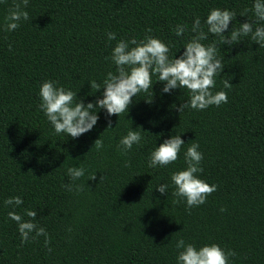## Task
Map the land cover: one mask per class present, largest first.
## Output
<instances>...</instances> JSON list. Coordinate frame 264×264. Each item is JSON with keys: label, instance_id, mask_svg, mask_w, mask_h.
Masks as SVG:
<instances>
[{"label": "trees", "instance_id": "1", "mask_svg": "<svg viewBox=\"0 0 264 264\" xmlns=\"http://www.w3.org/2000/svg\"><path fill=\"white\" fill-rule=\"evenodd\" d=\"M12 3L0 0V264H177L178 239L231 249L230 264H264V47L250 37L217 45L224 67L213 91L228 97L219 107L179 114L188 91L163 93L153 75L151 102L141 93L126 114L109 117L99 109L97 124L75 139L56 134L38 108L46 79L94 103L103 89L93 93L88 83L115 72L106 57L118 40H140L151 28L178 57L195 17L203 25L211 8L233 11L227 36L232 26L255 20L254 0H29L30 20L6 32ZM178 24L187 26L182 36L175 34ZM109 31L115 40H108ZM217 40L209 33L202 43ZM131 127L141 128L142 140L123 154L118 142ZM174 134L186 143L177 161L149 167L150 151ZM97 138L104 142L100 151L93 146ZM192 143L204 157L199 177L217 190L189 213L184 203H173L170 175L186 167L184 150ZM81 166L85 176L75 183L86 187L67 191V168ZM89 173L96 180H88ZM159 184L169 185L165 194L156 190ZM13 196L23 203L5 206ZM25 209L36 211L51 251L43 236L21 243L7 213L24 216Z\"/></svg>", "mask_w": 264, "mask_h": 264}, {"label": "clouds", "instance_id": "2", "mask_svg": "<svg viewBox=\"0 0 264 264\" xmlns=\"http://www.w3.org/2000/svg\"><path fill=\"white\" fill-rule=\"evenodd\" d=\"M28 4L29 0H13L5 17L4 31H14L20 26L21 21L30 20L29 13L25 10ZM248 11L245 9L240 15L247 16ZM251 11L255 20L247 19L239 23L237 28L232 26L227 36L224 33L228 31L230 23L236 16L233 11L218 7L211 8L203 25L200 18L195 17L190 30L192 35L183 44V52L178 57L175 54L169 55V46L151 35V28L146 29V34L140 40L135 37L128 40L120 39L112 48L111 55L106 57L114 64L115 72H107L102 82L90 80L88 83L93 93L103 89L94 103L91 101L84 103L82 99L77 98L76 92L59 85L56 81L46 79L39 84L38 108L50 122L56 134L63 133L75 139L91 131L97 124L99 109L106 110V115L109 117L126 114L129 105L133 103V98L141 93L148 94L150 99L145 101L151 102L153 75L156 76V81L163 82L161 89L163 93H170L178 88L188 91L187 100L176 109L179 114L188 108L204 110L213 105L219 107L227 103L228 97L223 90L213 91L216 77L220 75L224 67L217 45L232 46L240 42L243 37H250L251 41L264 47V0H254ZM205 26L207 32L204 31ZM174 31L177 36H182L188 29L186 25L178 24ZM209 33L218 37V40L205 45L202 41L208 39ZM106 35L109 41L116 39L114 32L109 31ZM222 83L225 89L232 87L228 79H224ZM111 127L112 122L109 120L105 129ZM135 129L129 128L126 135L119 139L118 147L123 154H127L133 145L141 143L142 130L140 127V131ZM185 144L180 134L170 135L150 151L148 166L156 168L173 164L179 158L182 146ZM93 146L100 151L104 147V142L97 138ZM199 147L198 143L188 145L184 150L186 167L172 171L170 175V181L174 186L173 203H184L185 210L189 213L192 208L204 204L207 197L217 190L215 184L210 185L199 177V173L203 172L201 163L204 158ZM128 166L126 162L125 167ZM67 175L70 182L63 185L67 191L80 192L86 187L85 183H75L85 176L83 166L67 168ZM87 179L96 180L95 173H89ZM103 179L104 177L101 176L100 180ZM168 187L167 184H159L156 190L165 194ZM22 203L20 196L4 200L5 206H19ZM220 211L223 212L224 209L221 208ZM7 214L16 222L22 244L43 236L44 246L51 251L49 234L36 223V211L25 209L24 216L28 217L27 220L14 210L8 211ZM175 247L177 264H230L229 258L236 255L233 250L225 251L215 243L197 248L194 244L185 242L184 239H178Z\"/></svg>", "mask_w": 264, "mask_h": 264}]
</instances>
